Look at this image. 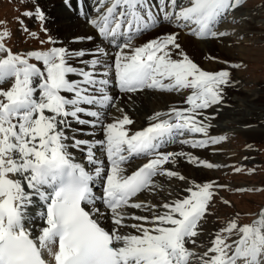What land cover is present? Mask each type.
I'll return each instance as SVG.
<instances>
[{
	"label": "snow or ice",
	"instance_id": "6c2138e0",
	"mask_svg": "<svg viewBox=\"0 0 264 264\" xmlns=\"http://www.w3.org/2000/svg\"><path fill=\"white\" fill-rule=\"evenodd\" d=\"M246 3L93 0L92 12L82 6L80 14L94 35L73 42L95 47L79 49L55 46L39 5L22 16L39 21L47 35L40 43L53 45L47 49L13 51L12 30L0 20V264H264V208L248 214L249 223L234 214L208 234L205 251L195 250L205 247L198 239L219 191L231 189L174 168L182 161L207 170L226 165L166 150L219 151L229 139L212 134L218 113L209 110L224 105L226 90L238 83L233 71L246 65L225 60L205 70L180 35L222 42L236 30L220 26L243 22L236 13ZM164 28L172 31L137 43ZM145 91L184 96L183 106L156 111L137 129L120 102ZM136 160L143 162L132 168ZM164 179L187 187L160 203L139 199L159 195Z\"/></svg>",
	"mask_w": 264,
	"mask_h": 264
},
{
	"label": "rangeland",
	"instance_id": "374dc122",
	"mask_svg": "<svg viewBox=\"0 0 264 264\" xmlns=\"http://www.w3.org/2000/svg\"><path fill=\"white\" fill-rule=\"evenodd\" d=\"M36 5H39L48 16L40 0H27L25 3H21V0H0V20H7L8 27L12 30L13 36L9 42V46L12 47L13 51L52 47L53 45L51 44L40 43V40L47 39V35H51L57 41L56 34H54L51 28L49 17L45 24V27L48 29V34L46 35L40 30L39 21L22 16V13L26 9L32 10ZM236 16H242L245 19L238 24L225 22L220 26L221 29L236 30L235 35L224 39L222 42L217 41V44L226 47L227 51H218L216 54L206 52V56L204 55L205 60H210V62L216 65L211 70L225 67L222 63L225 60L233 62L242 61L246 67L234 70L232 76L240 78V88L242 90L248 92L256 91L259 94L260 97L257 105L264 109V35H262L264 34V0H247L246 5L236 13ZM17 17L24 21L30 31L37 32L39 38L29 37L27 33L21 31V25L15 19ZM249 21H252L254 24L256 23L254 25L256 29L249 30L247 23ZM260 33L261 36H259ZM55 46L62 45H59L57 42ZM212 57L217 59L213 60ZM205 60L203 63L206 62ZM8 86V84L3 85L5 88ZM251 126L254 129L251 132L241 130L238 127L225 131L223 134L227 135L229 139L218 146L219 151H213L212 148L208 150H191L202 159L208 158L207 160H212V158L215 159L216 157L218 164L226 165L219 169L210 170L213 177L202 182L215 180L219 184L228 185L229 189H231H221L219 191V196L213 208L215 215L208 217V222L204 225V234L198 240H202L204 235L214 232L215 229L222 226L225 220L231 218L236 213L241 214V223L251 222L253 216L248 214L257 213L264 202V112L260 114L257 121L252 122ZM243 128L246 129L245 127ZM248 145L252 147L248 148ZM198 151H203V153H199ZM246 157L247 159H245ZM180 164L186 169L195 168V166L188 164L186 161H182ZM233 167H243L244 171L236 173L233 171ZM249 169H254V171L249 172ZM245 187L259 190L235 191L236 189ZM220 197L228 200L231 206L225 205L220 200ZM147 198L146 195L143 196V199ZM206 247L207 244L203 248H196V250H205Z\"/></svg>",
	"mask_w": 264,
	"mask_h": 264
},
{
	"label": "bare ground",
	"instance_id": "6f19581e",
	"mask_svg": "<svg viewBox=\"0 0 264 264\" xmlns=\"http://www.w3.org/2000/svg\"><path fill=\"white\" fill-rule=\"evenodd\" d=\"M49 17L51 28L54 34H56L57 42L59 45L66 46L71 49L79 48H93L95 44L92 43H74L73 39L78 36H84L93 34L94 31L87 26L84 17H79L81 7L83 6L84 11H87L92 6L88 0H72V7L69 8L64 5L63 0H40ZM78 14V15H77ZM249 30L254 29V23L252 21L247 22ZM262 23V22H261ZM223 27V26H222ZM227 29V28H226ZM256 29V28H255ZM167 31H172V29L164 28L161 29L159 33L153 32L145 35L141 40L137 41L138 44L147 42V40L155 38L156 35L162 34ZM264 35V34H262ZM261 36V33L260 35ZM180 42L184 46L188 54L205 70H211L216 65L213 62L205 60V53L209 52L211 54H216L219 52H226L227 48L217 44V40L200 41L195 40L192 37L181 33ZM224 43V42H223ZM225 45V44H224ZM205 55V56H204ZM206 61L203 63V61ZM234 80L238 83L234 87H230L226 90V99L223 106L218 109L209 110V114L218 113L216 118L213 120L212 134H223L225 131L231 128L238 127L241 130L247 132L254 131L251 124L255 120L259 119L260 114L264 112V109L257 105L259 99V94L256 91L248 92L240 88L241 80L239 77L234 76ZM250 91V90H249ZM119 95V93H114ZM184 96L175 93L163 94L158 91H145L144 93L137 94L133 96L132 100L129 101L127 97H123L120 102V106L125 107V111L134 119L135 128H141L146 126L147 117L156 111H167L171 106H183ZM243 106V107H241ZM113 115H119L114 109L112 110ZM232 124V125H230ZM245 127L246 129H244ZM256 133V132H255ZM249 134V133H248ZM254 134V133H252ZM248 136V135H247ZM166 150L169 151H191L189 146H181L179 144H173L169 146ZM203 153V151H198ZM208 159V158H204ZM213 163H218V160L213 159L208 160ZM143 161L136 160L132 163V168H135ZM172 167V166H169ZM174 170L180 171L183 175L188 177L190 180L194 179L197 182H202L206 179H211L213 174L210 170L203 168H183L182 164L175 166ZM164 183L163 191L159 195L152 196L146 195L148 200L153 203H160L164 200L173 198L176 194L180 193L181 189L187 187L184 182L173 179L170 182L166 179L162 180ZM172 191L173 197L168 196V192ZM142 198V199H141ZM139 199L144 200L143 196ZM264 208V204L262 206ZM261 208V209H262ZM137 214H141L137 212ZM254 219V218H253ZM206 225V224H205ZM210 239L209 235L206 234L202 237V240H198L200 243L207 244ZM208 246V245H207ZM196 250V249H195ZM206 250V248H205ZM205 250H196L197 252H203Z\"/></svg>",
	"mask_w": 264,
	"mask_h": 264
}]
</instances>
